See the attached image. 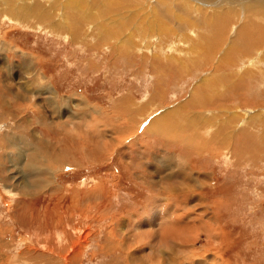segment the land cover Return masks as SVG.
<instances>
[{
    "label": "rangeland",
    "instance_id": "374dc122",
    "mask_svg": "<svg viewBox=\"0 0 264 264\" xmlns=\"http://www.w3.org/2000/svg\"><path fill=\"white\" fill-rule=\"evenodd\" d=\"M103 1L134 43L0 0V264H264V0Z\"/></svg>",
    "mask_w": 264,
    "mask_h": 264
},
{
    "label": "bare ground",
    "instance_id": "6f19581e",
    "mask_svg": "<svg viewBox=\"0 0 264 264\" xmlns=\"http://www.w3.org/2000/svg\"><path fill=\"white\" fill-rule=\"evenodd\" d=\"M8 1V0H7ZM12 1V0H11ZM20 1V6H22L23 8L21 9V11H24V10H29L31 13H33L34 15H35V18L37 19V21L39 22V23H44V20L46 19V18H48V16H52L53 17V15L55 14V15H58L57 17H58V19L62 22V21H64V18H65V20L67 19L68 21V23H66L69 27H75V25L76 24H81V23H83V24H86V25H88V26H90V25H92V24H95L96 23V20H99V18H102L103 16H104V14H105V11L106 10H108L109 8V6H106L105 5V2L106 3H109V1H103V0H99V1H95V0H60V4H61V9H60V12H59V8H58V3L55 1V0H48L47 2H45V3H47L49 6H48V9L46 10V11H44V9L40 6L41 4L39 3L38 4V2L36 3V2H34L30 7L28 6V4H27V2L29 1V0H19ZM32 1V0H31ZM119 1V3L121 4H131L132 2H134V0H118ZM139 2H140V0H138ZM154 1V2H153ZM152 1V3L149 1V0H147L146 1V3H145V5H144V7L146 8V7H148V5L150 6V8H151V6L153 5L154 6V4L157 6V2H162L161 0H153ZM176 1V0H175ZM4 2V1H3ZM113 2V1H112ZM142 2V1H141ZM164 3H169V2H171V4L173 5L174 4V1L173 0H165V1H163ZM12 3V2H11ZM44 3V2H43ZM177 3V2H176ZM200 3V2H199ZM113 4H115V3H113ZM134 4V3H133ZM178 4H182V2H180V3H178ZM186 4H188L189 5V3H187L186 1H184L183 2V5H186ZM193 4V3H192ZM109 5V4H108ZM187 5V6H188ZM11 6V4L10 3H8V9H7V13L8 14H11V15H16L17 13H19V11L20 10H18V9H16V8H11L10 7ZM47 6V5H46ZM90 8H92V7H94L95 9V12L93 13L92 12V10H90V9H88V7ZM117 6V5H116ZM127 6V5H126ZM125 6V7H126ZM138 6V5H137ZM162 6V5H161ZM114 7V6H113ZM142 7V6H141ZM158 8H159V6H157ZM117 8V7H116ZM130 8V7H129ZM155 7H153V9H154ZM161 8V7H160ZM163 8V7H162ZM197 8V7H196ZM208 8V7H207ZM212 8V7H211ZM217 8V7H216ZM220 8V7H219ZM125 9V8H124ZM128 9V8H127ZM133 9V7L131 8V10ZM199 11V16H200V18L201 17H203L204 16V13L203 12H201L200 11V9L199 8H197ZM218 9V8H217ZM216 9V10H217ZM114 10V9H113ZM119 10V9H118ZM141 10V9H140ZM143 10V9H142ZM141 10V11H142ZM162 10V9H161ZM160 10V11H161ZM168 10V9H167ZM206 10H208V9H206ZM210 10V9H209ZM219 10V9H218ZM111 11V10H110ZM110 11H108V12H110ZM116 11H117V9H116ZM124 11V10H123ZM129 11V10H128ZM127 11V12H128ZM140 11V12H141ZM163 12H164V10H162ZM161 11V12H162ZM205 11V10H204ZM210 11H213V9L212 10H210ZM220 11V10H219ZM126 12V11H125ZM138 12V11H137ZM136 12V13H137ZM190 12V11H189ZM196 12V11H195ZM197 12V13H198ZM202 13V15H201V13ZM206 12V11H205ZM54 13V14H53ZM63 14L64 15V18H61L60 19V15L59 14ZM121 13V12H120ZM147 13V12H146ZM173 13V12H172ZM184 13V12H183ZM209 13V12H208ZM125 14V13H124ZM152 14V13H151ZM154 14V13H153ZM196 14V13H195ZM207 14V13H206ZM206 14H205V16H204V19L206 18V17H210V16H206ZM229 14V13H228ZM231 14V13H230ZM126 15V14H125ZM149 15V14H148ZM147 15V16H148ZM157 15V14H156ZM173 15V14H172ZM193 15V14H192ZM108 16H109V14H108ZM113 16V15H112ZM146 16V15H145ZM153 16V15H152ZM180 16V15H179ZM190 16V15H189ZM250 16V15H249ZM111 17V16H110ZM132 17V16H131ZM130 17V18H131ZM133 17H135V16H133ZM196 17H197V15H196ZM16 18H19V19H23V20H27L26 19V17H25V15H23V14H21V13H19L17 16H16ZM122 18H123V16H122ZM125 18H127V17H125ZM160 18H162V17H160ZM174 18V17H173ZM172 18V19H173ZM191 18V17H190ZM116 19V18H115ZM204 19H202L201 20V23H202V25L204 26ZM253 19V18H252ZM131 20H132V18H131ZM130 20V21H131ZM134 20V19H133ZM153 20V19H152ZM250 20V19H249ZM154 21V20H153ZM152 21V22H153ZM160 21V20H159ZM163 21V20H162ZM207 21H210L209 23H207L206 24V26H210L211 28H213V29H217V32H218V30H219V33H218V35L220 36V34H221V29L223 28V27H221V26H225V25H227V23H228V16H227V14L224 12V13H216V14H214V15H211V17L210 18H208V19H206V22ZM252 21V20H251ZM250 21V22H251ZM71 22V23H70ZM107 22V21H106ZM133 22V21H132ZM196 22V21H195ZM245 22V21H244ZM166 23V22H165ZM187 23H188V21H187ZM253 23V22H252ZM158 24V23H157ZM254 24V23H253ZM129 21H126V19H119V17H118V19H116L115 21H113L112 20V22L110 23V24H105V23H103V21H99V22H97L96 24H95V27H97V28H99V29H103L104 30V32L105 33H107L108 34V36H107V38L108 39H110V38H112V39H115L116 37L118 38V37H120L121 39H122V41L123 42H127L128 43V41H129V43L131 42V43H134V41H133V39H130L131 37H129V36H131L130 34V31H128L127 32V34H126V29H127V27L128 28H130L129 27ZM183 25V24H182ZM188 25V24H187ZM191 25H193V24H191ZM199 25V24H198ZM244 25V24H243ZM247 25H250V24H247ZM77 26V25H76ZM82 26V25H81ZM228 26V25H227ZM245 26V25H244ZM255 26V25H254ZM262 26V25H261ZM78 27V26H77ZM191 27V26H190ZM200 27H202V26H200ZM256 27V26H255ZM254 27V28H255ZM85 28V27H84ZM160 28V27H159ZM226 28V27H225ZM252 29V28H251ZM128 30V29H127ZM195 30V29H194ZM201 30V29H200ZM240 30V29H239ZM238 30V31H239ZM161 31V30H160ZM202 31H204V29H202ZM237 31V32H238ZM256 31V30H255ZM262 31H264V30H262ZM149 32V31H148ZM171 32V31H170ZM213 32H215V31H213ZM212 32V33H213ZM224 32V31H223ZM236 32V33H237ZM249 29H247V28H245V29H243V30H240L239 32H238V34L236 35L237 36V38H238V35H239V37H241L242 39H243V41H244V44H246L248 41H249ZM252 32V31H251ZM250 32V33H251ZM204 33V32H203ZM225 33V32H224ZM259 33V32H258ZM262 33V32H261ZM260 33V34H261ZM133 34H135V33H133ZM252 34V33H251ZM263 34V33H262ZM74 35H75V33H74ZM136 35V34H135ZM163 35V34H162ZM258 35V34H257ZM77 36H80L79 34H77ZM122 36V37H121ZM161 36V35H160ZM164 36V35H163ZM253 36H255V35H253ZM217 37V36H216ZM142 38H143V36H142ZM215 38V37H214ZM219 38V37H218ZM236 38V37H235ZM262 38V37H261ZM130 39V40H129ZM220 39V38H219ZM111 40V39H110ZM117 40V39H116ZM213 42H215V43H218V41L219 40H217V39H215V40H213V39H211ZM241 40V39H240ZM254 40V39H253ZM257 40H259V37L257 38ZM263 40V39H262ZM261 40V41H262ZM221 41V40H220ZM233 41V40H232ZM237 41H239V40H237ZM223 42V41H222ZM256 42V41H255ZM263 42H264V40H263ZM257 43V42H256ZM205 45H207V44H205ZM240 45V44H239ZM248 45H250V47H251V43H249ZM257 45H259V44H257ZM257 45H256V47H257ZM133 46V45H132ZM208 46V45H207ZM242 46V45H241ZM246 47V46H245ZM231 48V47H230ZM233 48V47H232ZM258 48V47H257ZM261 48V47H260ZM229 50V49H228ZM213 51V50H212ZM238 52V51H237ZM231 53V55H232V53L234 54V55H236V51H234V49H231V50H229V51H227V53L225 54V55H228V54H230ZM242 53V52H241ZM243 54V53H242ZM241 54V55H242ZM244 56V55H243ZM232 57V56H231ZM246 70V69H245ZM248 71V70H247ZM243 73H244V71H242ZM249 72V71H248ZM242 73V74H243ZM249 73H251V71L249 72ZM211 80V79H210ZM209 81V78H205L204 80H203V83H204V85H205V87L204 88H206V86L208 85L207 84V82ZM191 101H192V99H191ZM198 101H199V99H198ZM203 104V103H202ZM180 110H179V108L178 109H172V110H170V111H167V112H164V114L160 117V119H158V120H155V121H152L148 126H147V128H146V130H150L151 131V133L152 132H155V133H157V134H166V135H168L169 134V136L171 135V128L168 126L169 124H174V127L173 128H175V127H188V128H191L192 130L191 131H194V132H196V131H198V129H202V128H204V124H206L209 128H213V130H214V132H213V138H215V139H217L218 141L219 140H221L222 142L223 141H225V139L227 138V133H226V128L227 127H229V124L231 125V127H233L235 124H236V122L234 121V117L233 116H231V117H229L228 119H226V120H220V121H218V122H214V119L212 118V119H210V118H208V117H203V120L202 121H199V119H198V122L197 123H200L199 124V126H198V128H197V124H196V121H195V118L192 116V117H188V116H186V115H181V113H178ZM177 115H180V116H182L184 119L183 120H177L176 118L177 117H179V116H177ZM212 123H213V125H212ZM241 125V124H240ZM98 129V128H97ZM70 130H72V129H70ZM171 130V131H170ZM81 131V130H80ZM91 131H93V130H91ZM95 131V130H94ZM149 131V132H150ZM100 133V131H97V133ZM86 133V132H85ZM72 134V133H71ZM70 134V135H71ZM81 134V133H80ZM84 134V133H83ZM83 134H81V137H84L85 138V136H86V134H84L85 136H83ZM90 134H92L91 132H90ZM101 134V133H100ZM180 135L182 134V132H180L179 133ZM87 135H88V133H87ZM102 135V134H101ZM165 135V136H166ZM72 136V135H71ZM91 136V135H90ZM86 137V139H88V140H90L92 137ZM94 136V135H93ZM97 136V135H96ZM98 137H100V136H98ZM103 137V136H102ZM106 136H104V138H105ZM79 138V137H78ZM82 139V140H85V139ZM93 138H95V137H93ZM98 139H100V138H98ZM76 140V139H75ZM78 140V139H77ZM88 140H86V141H88ZM92 140H94V139H92ZM254 140V139H253ZM204 142H206V141H204L203 140V145H204ZM82 143H84V141H82ZM87 143V142H86ZM99 143V142H98ZM200 143V142H199ZM202 143V142H201ZM207 143V142H206ZM73 144H74V142H73ZM80 144V143H79ZM101 143H99V145H100ZM72 145V144H71ZM70 145V146H71ZM87 145V144H86ZM88 145H90L89 143H88ZM91 145L93 146L92 148L93 149H96V151H100L102 148H106L107 147V145L106 144H101L103 147H100L97 143H96V139L91 143ZM84 147V146H83ZM52 157V156H51ZM163 223V222H162ZM159 224V223H158ZM71 242V241H70ZM64 257V256H63ZM66 258V257H65ZM68 261V260H67ZM66 264V263H65Z\"/></svg>",
    "mask_w": 264,
    "mask_h": 264
}]
</instances>
